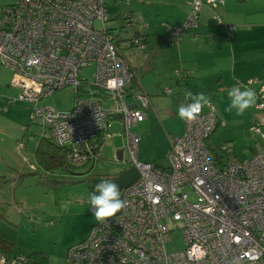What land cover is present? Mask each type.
Segmentation results:
<instances>
[{
    "label": "built area",
    "instance_id": "2783aa9c",
    "mask_svg": "<svg viewBox=\"0 0 264 264\" xmlns=\"http://www.w3.org/2000/svg\"><path fill=\"white\" fill-rule=\"evenodd\" d=\"M110 20L105 0H14L0 7V66L12 71L18 98L34 105L32 117L68 149V161H95L111 135V116L120 115L125 148L139 172L122 191L127 208L93 224L69 248L65 264H264V149L220 165L209 146L221 123L212 101L173 138L168 166L141 161L140 138L131 128L147 118L150 100L141 93L136 107L125 101L136 70ZM132 42L144 46L139 37ZM92 67L90 81L80 75ZM66 87L75 89L71 109L37 105ZM98 91L115 106L105 108ZM256 93L264 103V86ZM263 124L260 116L252 126L261 138ZM176 231L184 245L169 249ZM6 261L0 257V264Z\"/></svg>",
    "mask_w": 264,
    "mask_h": 264
},
{
    "label": "rangeland",
    "instance_id": "374dc122",
    "mask_svg": "<svg viewBox=\"0 0 264 264\" xmlns=\"http://www.w3.org/2000/svg\"><path fill=\"white\" fill-rule=\"evenodd\" d=\"M13 1L0 0V7ZM222 1L192 0L185 22L179 27L168 26L169 35L183 36L187 34L189 28L197 27L200 19L203 18L210 19V21L207 19L205 23L209 28H213V32L218 27H225L230 35L244 28L246 22L264 21V12L245 14L246 11L253 8H264V0H252V3L242 4V6H238L237 0H226L227 7L236 5L240 10L238 20L235 19L233 23L225 22L221 15H216L214 9V14L211 11L212 17L203 16L201 18L202 9L205 5L207 6L205 8H215L219 4L223 6L225 0ZM105 2L106 5L108 4V10L113 17L107 25L110 28H116L111 30L121 38H125V41L122 42L124 45L129 43L132 27L136 25L134 21L130 20L136 18L138 22V15L136 17L129 12L136 10L135 6L139 3H143V8L151 13L160 9L158 4H149L148 0H115V2L114 0H105ZM144 4L149 5L144 6ZM117 15L123 17L127 15L125 18L129 20V24H124L122 21L124 25L123 28H120V21L115 18ZM191 16L196 18L192 23H190L191 20H188ZM164 22L173 25L170 21ZM145 26L148 27L147 24ZM159 32L161 37L164 36V30ZM135 37L142 38L143 36L140 37L136 34ZM244 41L241 40L236 43H246ZM178 42L180 41L177 40L176 43ZM175 48L177 51L181 50L178 45ZM214 50H217L219 54L223 52V48H214ZM171 54L173 57L177 56V52ZM178 54L180 55V52ZM213 55L214 53L209 55L205 53V56L211 57ZM93 70L94 67L83 68L80 75L87 77L90 81ZM189 75L191 74L186 71L183 79ZM11 77L12 71L0 66V166L3 169L0 172V198L3 202L1 208L3 215L0 216V234L7 237L2 236L3 238H9V241L15 243L9 260H7L3 250L0 249V257L7 260L2 264H31L30 261L42 260L45 253L48 255L47 264H65L69 247L87 237L91 226L97 222L94 217V209L89 202V194L94 191L96 184L103 179H111L119 185L122 194L129 179L136 178L139 172L137 167L131 163L126 149L125 159H127L122 162L118 161L116 156L111 155L114 148L110 141L103 147L105 158L103 160L97 159L98 161L95 165L92 164V167V162L59 171H47L41 167L36 175L21 176V171L19 168L16 169L14 165L16 158L20 161L22 157L34 158L39 137L48 136L50 131L47 124L32 117L31 112L34 105L18 98L20 92L18 88L9 87ZM179 77H181L180 74ZM257 85L251 86L257 87ZM167 94H171V89ZM155 97L161 96L155 95ZM223 99V101L218 102V111L226 117L216 129L213 145L219 149L216 145L221 144L223 148L230 149L231 154L241 158L250 156V144H255V150L264 149V140H260V136L250 130L249 123L256 114L262 112L261 109H250L244 116H236L234 113L230 114L224 111L229 103L227 93ZM74 103L75 89L66 87L54 95L42 99L37 105L64 111L71 109ZM262 114L264 116V112ZM132 132L135 133L133 130ZM258 142L261 146L257 149V146L260 145ZM125 147L126 136L124 135L123 148ZM22 161L25 162L24 158ZM14 203L22 206L20 211L14 207ZM25 210H27L26 213H24ZM172 238L173 241L170 240L167 244L169 249L184 245L179 232H174Z\"/></svg>",
    "mask_w": 264,
    "mask_h": 264
},
{
    "label": "crops",
    "instance_id": "0c3cea01",
    "mask_svg": "<svg viewBox=\"0 0 264 264\" xmlns=\"http://www.w3.org/2000/svg\"><path fill=\"white\" fill-rule=\"evenodd\" d=\"M191 1L192 0H148L149 4H158L160 8L153 13L145 10L143 8V3H139L135 6L136 10H131L129 12V14L132 13L136 17L138 15V22L132 27V36L130 37L129 43L124 45L122 42L125 41V38L119 36L120 48L136 70L133 82L127 87L125 101L131 107H136L137 95L145 93L150 97V105L145 108L147 118L138 122L131 128L135 132L134 134L140 138V151L138 156L141 161L153 162L162 166L169 165L167 153L172 146L173 138L177 135H181L185 129V121H181L177 116L178 107L182 103L186 104L189 102L184 98L185 90L190 89L194 93L203 91L206 95L211 97V101L216 104L218 111V102L224 100L223 96L227 93L229 88L234 86L236 81L246 83L251 80L249 87H252L251 85L253 84H258L257 87H252L255 91L262 85L264 86V21L246 22L244 28L237 32L234 31L235 33L230 35L224 26V28L218 27L215 32H213V28H209L205 23L207 19L209 21L210 19L203 18L200 19V23L197 27L189 28L187 34L177 39L169 35L167 27H179L185 22L189 13ZM237 1L238 6L250 4V2L252 3V0ZM226 2L225 0L223 6L219 4L215 8H205L207 7L205 5L202 9L201 18L203 16L212 17L211 11L213 14L216 11V15H221L225 22H235V19L238 20L237 18L240 16L238 15L240 14V10L236 5L227 7ZM149 4H144V6ZM259 12H264V8H253L246 11L245 14L250 15ZM110 16L112 19L113 17L111 14ZM124 17L119 15L115 17L120 21V28H123L124 24L122 23V19ZM164 21H170L174 26L168 25L166 24L167 22ZM146 24L148 27L145 26ZM209 25L213 26L212 24ZM112 29L114 30L116 28ZM162 30H164V36L161 37L159 31ZM136 34L137 36L144 37L145 40L143 37L139 38L144 46H139L132 42ZM177 40L180 42L176 43ZM241 40H245L244 42L246 43H236ZM176 45H178L181 50L177 51L175 48ZM214 48H223V52L219 54ZM173 52H177L176 57H173L171 54ZM179 52L180 55L178 54ZM205 53L208 55L214 53V55L211 57L205 56ZM186 71L191 75L183 79V75ZM179 74L181 77H179ZM8 85L11 87L10 83ZM165 89H171V94L166 95ZM155 95L161 97H155ZM96 97L100 98L105 108H112L115 106L112 99L104 92L98 91ZM261 111L260 114H256L249 121L251 131H253L252 126L258 121L259 117H264L262 114L264 109H261ZM218 117L222 123L226 116L223 114L221 115L218 111ZM110 123L109 129L111 135L106 138L100 147L97 159L103 160L105 158V156H103V147L111 141L114 148L111 155L116 156L118 161L122 162L127 159H125L126 148H123L125 127L120 115L118 117L115 115ZM261 127L263 129L264 124ZM216 131L217 130L214 131L209 140V146L220 165L234 158L247 159V157L241 158L231 154V150L223 148L221 144L216 145L219 148L217 149L212 143L213 141L215 142L214 138ZM48 136H51L50 133ZM252 136L254 135L252 134ZM260 140H264V138ZM258 144L260 143L258 142ZM254 145L255 144H250L249 146L250 156H248V158L256 151V146ZM260 146L261 144L257 146V148ZM23 158L25 162L22 161ZM32 159L29 157H22L21 162L16 158L14 165L16 169L19 168L21 171V176L26 174L36 175V173H38L41 166H39L37 162L36 155ZM97 159L91 163V167L95 165L96 161H98ZM2 171L3 169L0 166V172ZM136 178L129 179L126 185ZM2 207L3 202L0 198V210ZM14 207L20 211L22 206L18 203H14ZM26 212L27 210L24 211V213ZM0 236L2 237L3 235L0 234Z\"/></svg>",
    "mask_w": 264,
    "mask_h": 264
},
{
    "label": "clouds",
    "instance_id": "9594fccd",
    "mask_svg": "<svg viewBox=\"0 0 264 264\" xmlns=\"http://www.w3.org/2000/svg\"><path fill=\"white\" fill-rule=\"evenodd\" d=\"M227 97L229 103L224 111L236 116H244L250 109H264V103H258L255 89L240 81L227 90ZM184 98L189 103H182L178 107L177 116L185 122L195 121L201 111L212 103L211 97L203 91L194 93L190 89L185 90ZM89 202L99 222H106L107 218L116 216L128 206V201L122 199L119 185L111 179H103L96 184L94 191L89 194Z\"/></svg>",
    "mask_w": 264,
    "mask_h": 264
},
{
    "label": "trees",
    "instance_id": "16d2710c",
    "mask_svg": "<svg viewBox=\"0 0 264 264\" xmlns=\"http://www.w3.org/2000/svg\"><path fill=\"white\" fill-rule=\"evenodd\" d=\"M247 1V0H240ZM124 19V20H123ZM122 19L123 23L126 24L128 21L124 17ZM175 38H177L175 36ZM115 115L111 116L113 120ZM117 117L119 115H116ZM103 144V143H102ZM102 145H100L101 147ZM99 147L96 150V156L99 155ZM68 149L59 145L51 136H42L38 140V145L35 148V155L39 166L44 168L47 171L60 170L65 168H70L75 166L67 159ZM3 213L0 210V216ZM14 243L0 236V249L3 250L7 260L12 256V247ZM48 255L45 253L42 260L40 261H30L31 264H47ZM32 259V258H31Z\"/></svg>",
    "mask_w": 264,
    "mask_h": 264
},
{
    "label": "bare ground",
    "instance_id": "6f19581e",
    "mask_svg": "<svg viewBox=\"0 0 264 264\" xmlns=\"http://www.w3.org/2000/svg\"><path fill=\"white\" fill-rule=\"evenodd\" d=\"M196 18L194 17V16H191L190 17V20H191V23H192V21H194Z\"/></svg>",
    "mask_w": 264,
    "mask_h": 264
}]
</instances>
